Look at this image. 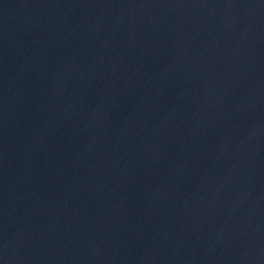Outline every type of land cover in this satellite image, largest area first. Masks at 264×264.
Listing matches in <instances>:
<instances>
[{"label": "water", "instance_id": "obj_1", "mask_svg": "<svg viewBox=\"0 0 264 264\" xmlns=\"http://www.w3.org/2000/svg\"><path fill=\"white\" fill-rule=\"evenodd\" d=\"M0 264H264V0H0Z\"/></svg>", "mask_w": 264, "mask_h": 264}]
</instances>
